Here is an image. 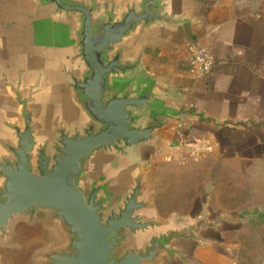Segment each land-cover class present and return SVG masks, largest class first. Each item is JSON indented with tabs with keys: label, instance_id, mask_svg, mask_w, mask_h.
Segmentation results:
<instances>
[{
	"label": "crops",
	"instance_id": "obj_1",
	"mask_svg": "<svg viewBox=\"0 0 264 264\" xmlns=\"http://www.w3.org/2000/svg\"><path fill=\"white\" fill-rule=\"evenodd\" d=\"M71 1L95 4V16L102 20L114 10L119 20L128 9H139L143 0ZM161 14L165 21L137 28L116 47L121 62L136 68L110 76L109 94L135 97L152 91L149 104L134 111L142 116L137 126L144 127L150 113L177 119L158 131L152 143L94 153L81 179L85 188L104 185L99 197L110 199L112 211L122 207L141 181L142 200L148 203L142 216L160 226L142 233L141 244L130 235L126 250H138L154 235L189 226L187 217L181 221L161 215L162 191L153 180L156 165L177 163L166 159L181 154L176 126L182 127L187 150L200 157L264 165V0H164ZM79 28L78 14L38 0H0V157L6 156V146L17 142L14 128L24 126L25 100L33 112L38 146L52 147L58 129L74 134L90 124L72 89L73 77L87 71L78 54ZM189 42L214 57L215 68L208 75L193 76L186 61ZM2 183L0 178V187ZM40 212L46 213L54 241L39 248L33 264H43L39 254L68 245L61 224L48 212H37L32 221L19 220L36 222ZM210 213L208 226L198 233L202 241L176 239L171 253H162L153 264H238L239 244L232 239L243 221ZM9 238L0 239V264H7L1 249Z\"/></svg>",
	"mask_w": 264,
	"mask_h": 264
},
{
	"label": "water",
	"instance_id": "obj_2",
	"mask_svg": "<svg viewBox=\"0 0 264 264\" xmlns=\"http://www.w3.org/2000/svg\"><path fill=\"white\" fill-rule=\"evenodd\" d=\"M38 1L79 15L77 48L87 71L79 79L73 77L72 89L91 122L74 134L58 129L52 147L48 143L38 146L30 103L22 102L24 126L14 128L17 142L6 146V156L0 157V239L10 237L16 219L32 221L37 212L45 211L61 224L68 245L39 254L43 264H153L162 253H171L176 239L202 241L198 233L209 224L208 205L188 218L186 229L154 235L138 250H126L130 235L141 244L142 233L160 226L142 216L148 203L142 200L141 181H136L116 211L109 208L110 199L99 197L103 184L81 185L85 164L94 153L152 143L158 131L177 119L167 113H150L146 125L137 126L142 116L134 111L149 104L152 91L135 97L109 94L110 76L136 68L121 62L116 47L137 28L165 21L161 14L164 0H143L139 9H128L119 20L114 10L107 13L106 20L97 18L95 4Z\"/></svg>",
	"mask_w": 264,
	"mask_h": 264
},
{
	"label": "rangeland",
	"instance_id": "obj_3",
	"mask_svg": "<svg viewBox=\"0 0 264 264\" xmlns=\"http://www.w3.org/2000/svg\"><path fill=\"white\" fill-rule=\"evenodd\" d=\"M154 170L153 180L162 191V216L181 221L187 217V222L208 205L217 215L238 217L243 227L232 239L239 244L238 264H264V165L207 156L164 162ZM45 215L40 212L36 222L15 220L18 226H12L9 242L1 249L7 264H33L39 248L54 241Z\"/></svg>",
	"mask_w": 264,
	"mask_h": 264
},
{
	"label": "built area",
	"instance_id": "obj_4",
	"mask_svg": "<svg viewBox=\"0 0 264 264\" xmlns=\"http://www.w3.org/2000/svg\"><path fill=\"white\" fill-rule=\"evenodd\" d=\"M186 61L190 70L195 77H203L212 72L215 68L216 61L212 54L204 47L196 42H189L187 44ZM176 140L177 147L181 153L178 159L168 157L166 160L169 162H187L189 160L200 157L194 152L187 150V142L180 125L176 126Z\"/></svg>",
	"mask_w": 264,
	"mask_h": 264
}]
</instances>
